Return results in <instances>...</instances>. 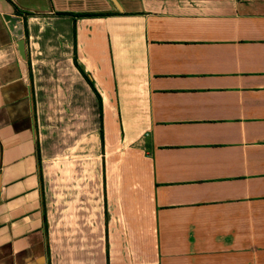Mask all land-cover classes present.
<instances>
[{
  "label": "crops",
  "instance_id": "obj_1",
  "mask_svg": "<svg viewBox=\"0 0 264 264\" xmlns=\"http://www.w3.org/2000/svg\"><path fill=\"white\" fill-rule=\"evenodd\" d=\"M117 2L0 0V264H264V0Z\"/></svg>",
  "mask_w": 264,
  "mask_h": 264
},
{
  "label": "water",
  "instance_id": "obj_2",
  "mask_svg": "<svg viewBox=\"0 0 264 264\" xmlns=\"http://www.w3.org/2000/svg\"><path fill=\"white\" fill-rule=\"evenodd\" d=\"M115 4L118 5L117 0H113ZM8 26L12 30L15 39L18 41V50H19V56L21 59V65L23 67V72L25 79L28 81V68L26 63V52H25V32H24V23H23V17L20 15L15 14H3Z\"/></svg>",
  "mask_w": 264,
  "mask_h": 264
},
{
  "label": "trees",
  "instance_id": "obj_3",
  "mask_svg": "<svg viewBox=\"0 0 264 264\" xmlns=\"http://www.w3.org/2000/svg\"><path fill=\"white\" fill-rule=\"evenodd\" d=\"M105 15V14H107V13H92V14H90V13H86L85 15L87 16H94V15ZM79 15H83V14H79ZM75 64H76V66L79 68V70L82 72V74L84 75V77L86 78V80L88 81V83L92 86V88L97 92V95L99 96V98H101V96H100V94H99V92L96 90V87H95V85H94V82H93V80L91 79V77H90V75L86 72V70L82 67V65L79 63V61H78V58L75 56Z\"/></svg>",
  "mask_w": 264,
  "mask_h": 264
}]
</instances>
